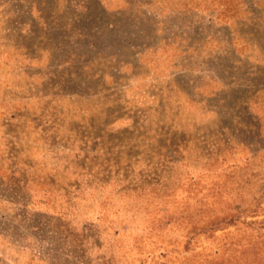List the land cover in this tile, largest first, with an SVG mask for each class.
<instances>
[{
  "label": "rangeland",
  "instance_id": "1",
  "mask_svg": "<svg viewBox=\"0 0 264 264\" xmlns=\"http://www.w3.org/2000/svg\"><path fill=\"white\" fill-rule=\"evenodd\" d=\"M0 264H264V0H0Z\"/></svg>",
  "mask_w": 264,
  "mask_h": 264
}]
</instances>
